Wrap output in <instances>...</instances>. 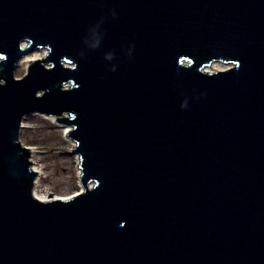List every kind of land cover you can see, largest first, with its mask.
I'll use <instances>...</instances> for the list:
<instances>
[{
  "label": "water",
  "instance_id": "obj_1",
  "mask_svg": "<svg viewBox=\"0 0 264 264\" xmlns=\"http://www.w3.org/2000/svg\"><path fill=\"white\" fill-rule=\"evenodd\" d=\"M28 112L83 193L33 195ZM0 264H264V0H0Z\"/></svg>",
  "mask_w": 264,
  "mask_h": 264
},
{
  "label": "rangeland",
  "instance_id": "obj_2",
  "mask_svg": "<svg viewBox=\"0 0 264 264\" xmlns=\"http://www.w3.org/2000/svg\"><path fill=\"white\" fill-rule=\"evenodd\" d=\"M22 62L21 60L16 67L17 77H22L27 72L28 63ZM225 65L223 68L231 66ZM22 124L24 127L20 130V140L23 145L33 149L31 158L41 170L36 192L41 195L50 193L54 197L77 190L81 183L76 174L79 166L76 154L71 152L74 145L70 147L65 135H62L67 124L59 123L56 117L43 114L26 116Z\"/></svg>",
  "mask_w": 264,
  "mask_h": 264
},
{
  "label": "bare ground",
  "instance_id": "obj_3",
  "mask_svg": "<svg viewBox=\"0 0 264 264\" xmlns=\"http://www.w3.org/2000/svg\"><path fill=\"white\" fill-rule=\"evenodd\" d=\"M46 55V50L44 48H40L39 50H35L34 52L30 53L29 55H26L22 58V63H25V64H30L32 63L33 61H35L36 59H40L42 56ZM21 62V61H20ZM50 66V65H49ZM223 67H226V65L224 63H218V62H214L212 63L208 68L209 71H216V70H221ZM224 69V68H223ZM16 78H21V77H17L16 76V73L14 75ZM40 91V90H39ZM39 91H37V93H39ZM34 114H40V113H37V112H28L24 115V119L26 116H32ZM51 117H55V115H52ZM23 119V120H24ZM22 120V121H23ZM21 121V123H22ZM58 122L60 123V121L58 120ZM66 124V123H65ZM68 127H65V130L63 131L64 133H62V135H65L64 137L66 138V140L69 142V146H73V142H71V140L69 139L68 137V133H70V131L72 130V127L70 124H67ZM24 127V125L22 124V128ZM30 148V147H29ZM30 152L32 153L33 152V149L30 148ZM32 160V169L37 173V177L38 179L36 180V187L38 186V181H39V175H41V170H39L37 168V166L35 165L34 161H33V158H31ZM76 162L78 163L79 162V156L76 155ZM76 174H77V177H78V182H79V177H80V174H81V170H80V167L78 166L76 168ZM82 185V184H81ZM79 185V187L77 188V190H75L74 192H71L69 194H66V195H62V196H54L52 197V195L50 193L48 194H38L36 192V190L34 189V195L39 198L40 200H49V199H54V198H60V199H68L72 196H74L75 194L77 193H81L83 191V186ZM35 187V188H36Z\"/></svg>",
  "mask_w": 264,
  "mask_h": 264
}]
</instances>
